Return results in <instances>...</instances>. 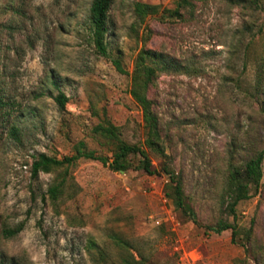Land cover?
Segmentation results:
<instances>
[{
	"label": "rangeland",
	"instance_id": "374dc122",
	"mask_svg": "<svg viewBox=\"0 0 264 264\" xmlns=\"http://www.w3.org/2000/svg\"><path fill=\"white\" fill-rule=\"evenodd\" d=\"M89 2L0 0V264L264 263V12L251 0H193L182 19L160 20L174 0H112L102 56L88 38ZM137 5L157 12L139 22ZM142 46L181 65L147 91L166 155L148 150L157 172L80 158L52 200L56 171L30 174L37 153L110 157L122 142L142 144L129 76L111 60L129 73ZM109 124L116 138L95 130ZM258 150V187L230 215L221 203L228 163ZM163 164L179 176L195 221L164 195ZM219 219L236 225L234 240L231 229L207 228Z\"/></svg>",
	"mask_w": 264,
	"mask_h": 264
},
{
	"label": "trees",
	"instance_id": "16d2710c",
	"mask_svg": "<svg viewBox=\"0 0 264 264\" xmlns=\"http://www.w3.org/2000/svg\"><path fill=\"white\" fill-rule=\"evenodd\" d=\"M111 2L112 0H90L87 10L88 38L94 50L102 56H108L104 35L107 31V18ZM251 2L264 12V0H251ZM192 7L193 0H174V6L172 8H163L161 15L157 18L160 20L165 18L182 19L186 11L188 13L192 12ZM145 8L140 5L134 6L133 10L139 22L143 21L147 13L154 14L157 12L155 8ZM146 31L149 32V29H146ZM111 60L117 71L129 76L128 93L140 108L141 120L145 129L142 144L122 142L117 145L110 157L96 156L90 153H77L56 158L43 152L37 153L30 162V174L36 176L38 172L56 171L53 183L47 188V194L52 200L62 196L65 189L69 187V184L66 183L68 169L80 158L95 159L115 172H123L132 167L152 174L157 171L152 167L148 150L153 151L160 157L166 156L161 137L159 117L154 110L152 99L147 95V91L158 73L179 71L180 63L164 52L143 46L135 54L132 69L129 73L123 69L118 58L113 57ZM258 85L259 83L255 84L254 90L256 93L258 92ZM54 100L59 107H62L66 97L62 92H58ZM262 104L261 110L264 112V103ZM95 130L114 138L117 136L114 132V127L110 124L97 126ZM9 134L17 138L16 127L10 126ZM262 157V150H258L241 163H228L225 184L221 195V203H225V211L228 214L233 215L237 202L249 197L250 190L257 189L261 177ZM160 170L168 176V181L163 188L164 195L171 200L176 209L180 210L192 221H195V212L186 200L179 176L173 171H169L165 164L160 167ZM207 228L215 233L231 229V240H234L236 235V225L221 219L212 225H208ZM20 229L21 225L4 231L9 236H12L19 232ZM246 240H249V236L246 237ZM247 250L248 247L244 246V251L247 252ZM262 259L264 260V249L262 251ZM238 260L236 259L235 261L237 262ZM124 262L128 263L127 260H124Z\"/></svg>",
	"mask_w": 264,
	"mask_h": 264
}]
</instances>
